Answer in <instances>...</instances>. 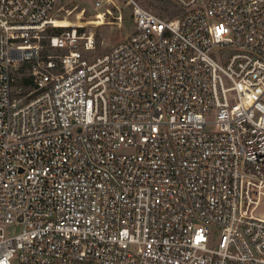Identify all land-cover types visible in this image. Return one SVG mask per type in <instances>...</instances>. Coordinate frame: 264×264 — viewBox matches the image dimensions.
Listing matches in <instances>:
<instances>
[{
    "label": "built area",
    "instance_id": "1",
    "mask_svg": "<svg viewBox=\"0 0 264 264\" xmlns=\"http://www.w3.org/2000/svg\"><path fill=\"white\" fill-rule=\"evenodd\" d=\"M70 1L0 0V264H264V0Z\"/></svg>",
    "mask_w": 264,
    "mask_h": 264
},
{
    "label": "rangeland",
    "instance_id": "2",
    "mask_svg": "<svg viewBox=\"0 0 264 264\" xmlns=\"http://www.w3.org/2000/svg\"><path fill=\"white\" fill-rule=\"evenodd\" d=\"M153 11L159 12L150 4L151 0H138ZM77 5L78 8L74 11L72 17H58V19L69 21L71 24L78 22H91L92 15L96 11L93 8V0H71L69 7ZM112 9V14L107 13L104 18V23L96 27V53H102L110 49L112 46L126 39L134 29V20L131 14L130 6L124 0H116L109 5ZM85 8L84 15L79 12L81 8ZM79 12V13H77ZM77 13V14H76ZM121 14L122 20L116 19V16ZM169 16V15H167ZM165 16V17H167ZM96 19V18H95ZM88 20V21H87ZM6 232L12 234L21 229V224H3Z\"/></svg>",
    "mask_w": 264,
    "mask_h": 264
},
{
    "label": "trees",
    "instance_id": "3",
    "mask_svg": "<svg viewBox=\"0 0 264 264\" xmlns=\"http://www.w3.org/2000/svg\"><path fill=\"white\" fill-rule=\"evenodd\" d=\"M150 4L155 8V10L159 11L156 12L160 14L161 16H167L172 17L176 14H178L181 10L172 2V0H151ZM71 25V23H69ZM48 31H56V28H49ZM44 44L46 45V50H49L50 48L47 46V40H43ZM24 83H28L29 79L26 77L20 78Z\"/></svg>",
    "mask_w": 264,
    "mask_h": 264
},
{
    "label": "bare ground",
    "instance_id": "4",
    "mask_svg": "<svg viewBox=\"0 0 264 264\" xmlns=\"http://www.w3.org/2000/svg\"><path fill=\"white\" fill-rule=\"evenodd\" d=\"M101 17H102V14L98 15L96 19H92L91 22L92 23H96V24L97 23H102L103 21L101 19H99ZM53 21H54V24L58 25V26H68V25H70L69 21L58 19V17H55L53 19ZM88 22H90V21H88ZM71 25H75V24H71Z\"/></svg>",
    "mask_w": 264,
    "mask_h": 264
}]
</instances>
